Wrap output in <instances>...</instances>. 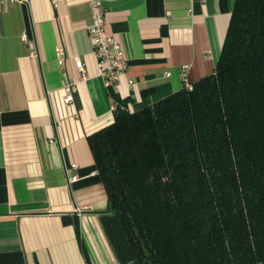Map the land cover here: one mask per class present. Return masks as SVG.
<instances>
[{
  "label": "crops",
  "instance_id": "obj_1",
  "mask_svg": "<svg viewBox=\"0 0 264 264\" xmlns=\"http://www.w3.org/2000/svg\"><path fill=\"white\" fill-rule=\"evenodd\" d=\"M98 1L127 60L114 95L97 75L91 0H0V264H138L87 137L114 122L112 99L133 113L211 75L235 3Z\"/></svg>",
  "mask_w": 264,
  "mask_h": 264
},
{
  "label": "trees",
  "instance_id": "obj_2",
  "mask_svg": "<svg viewBox=\"0 0 264 264\" xmlns=\"http://www.w3.org/2000/svg\"><path fill=\"white\" fill-rule=\"evenodd\" d=\"M87 143L138 264H264V0H235L211 75Z\"/></svg>",
  "mask_w": 264,
  "mask_h": 264
},
{
  "label": "built area",
  "instance_id": "obj_3",
  "mask_svg": "<svg viewBox=\"0 0 264 264\" xmlns=\"http://www.w3.org/2000/svg\"><path fill=\"white\" fill-rule=\"evenodd\" d=\"M26 2L27 0H19ZM55 5V2H54ZM91 22L87 27L88 36L93 46V52L96 57L97 75L101 78L105 89H110L111 94H118L119 79L125 74L127 70V60L124 56L123 50L117 43L113 35L108 33L106 29V15L105 11L98 0H91L90 2ZM22 40L27 41L25 34L22 35ZM63 48L57 47L55 53L58 57V64L63 66ZM76 68L83 73L84 68L80 61L75 62ZM187 69V68H184ZM132 80L127 81L129 87L132 86ZM76 81L67 79L64 86V102L66 104L74 103V94L76 93ZM185 88L191 89V84H186ZM111 95V96H112ZM122 107L118 102L112 99V110L117 111ZM77 176H70L69 182H75Z\"/></svg>",
  "mask_w": 264,
  "mask_h": 264
}]
</instances>
